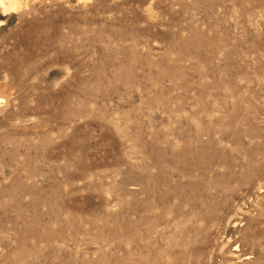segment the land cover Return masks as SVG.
<instances>
[{
	"label": "rangeland",
	"instance_id": "374dc122",
	"mask_svg": "<svg viewBox=\"0 0 264 264\" xmlns=\"http://www.w3.org/2000/svg\"><path fill=\"white\" fill-rule=\"evenodd\" d=\"M0 99V264H264V0H3Z\"/></svg>",
	"mask_w": 264,
	"mask_h": 264
},
{
	"label": "bare ground",
	"instance_id": "6f19581e",
	"mask_svg": "<svg viewBox=\"0 0 264 264\" xmlns=\"http://www.w3.org/2000/svg\"><path fill=\"white\" fill-rule=\"evenodd\" d=\"M0 2H1V3H3V0H0ZM2 101H3V100H2V99H0V103H1Z\"/></svg>",
	"mask_w": 264,
	"mask_h": 264
}]
</instances>
